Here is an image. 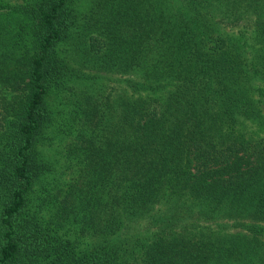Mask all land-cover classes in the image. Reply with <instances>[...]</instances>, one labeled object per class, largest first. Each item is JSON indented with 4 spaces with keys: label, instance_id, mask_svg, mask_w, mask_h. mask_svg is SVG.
I'll return each mask as SVG.
<instances>
[{
    "label": "trees",
    "instance_id": "trees-1",
    "mask_svg": "<svg viewBox=\"0 0 264 264\" xmlns=\"http://www.w3.org/2000/svg\"><path fill=\"white\" fill-rule=\"evenodd\" d=\"M257 82L264 0H0V264H264Z\"/></svg>",
    "mask_w": 264,
    "mask_h": 264
},
{
    "label": "rangeland",
    "instance_id": "rangeland-1",
    "mask_svg": "<svg viewBox=\"0 0 264 264\" xmlns=\"http://www.w3.org/2000/svg\"><path fill=\"white\" fill-rule=\"evenodd\" d=\"M253 25L251 20H245L242 23L238 24L234 31L239 30H245V31H252ZM103 77H106L107 79H104V82L106 81V90L107 94L111 93V89L113 87H117L119 85L120 76L118 75H112L104 73ZM258 86L264 88V83L257 82ZM56 103V123L55 125L47 131V137L44 138V140L41 142V149L44 153V156L47 161L51 162L54 166V174L48 178V181L52 182L49 188H43L41 185L36 186L34 192H33V201H34V207L36 206L38 209H40L38 206L42 205V208L44 209L45 213L48 214L49 207L46 202H53L54 199L52 198L53 194H49L51 191H53L54 188H61L64 186V184L68 181L70 178V174L68 171L65 170L66 162V147L68 143H70L71 139L67 132H65L66 129V113L70 111L69 106L67 105L66 98L61 95L57 98H55ZM263 114H264V105H263ZM43 201V202H42ZM44 203V205H43ZM224 230L229 233H238L242 231V229L237 228L235 223L233 222H225L223 223ZM235 225V226H234ZM210 228L212 229H219L220 227H217L216 225H210Z\"/></svg>",
    "mask_w": 264,
    "mask_h": 264
}]
</instances>
